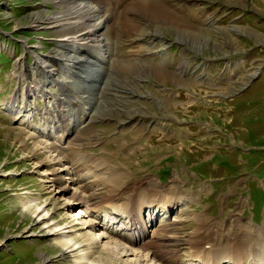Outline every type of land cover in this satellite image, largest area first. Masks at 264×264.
<instances>
[{"label": "rangeland", "instance_id": "obj_1", "mask_svg": "<svg viewBox=\"0 0 264 264\" xmlns=\"http://www.w3.org/2000/svg\"><path fill=\"white\" fill-rule=\"evenodd\" d=\"M93 1L111 42L100 52L112 47L109 62L88 53L99 68L88 87L80 69L61 65L68 58L51 32L29 27L35 12L50 15L58 4L0 0V264H77L84 256L87 264H192L191 244L247 237L241 222L264 236V0ZM52 55L59 69L48 77L53 66L40 61ZM81 93L85 104L71 103ZM59 107L68 114L52 120L48 108ZM55 155L63 164H52ZM70 162L81 168L88 206L65 211L70 188L79 187L76 175L61 172ZM62 177L69 193L56 195L58 184L48 181ZM115 192L135 208L128 195L187 201L171 213L145 210L143 230H160L154 239L137 241L143 230L120 220L105 227L107 211L81 220L94 225L98 217L96 226L70 228L82 210L111 207ZM72 229L66 236L81 249L66 254L60 234ZM105 230L127 249L119 261L108 257L109 238L82 239Z\"/></svg>", "mask_w": 264, "mask_h": 264}, {"label": "bare ground", "instance_id": "obj_2", "mask_svg": "<svg viewBox=\"0 0 264 264\" xmlns=\"http://www.w3.org/2000/svg\"><path fill=\"white\" fill-rule=\"evenodd\" d=\"M43 1L44 2L50 1L52 3L58 4V6L61 7L62 9L61 10L58 9L54 13H50V15H44L42 12H35V14L33 16H31V22L29 23V27L32 29H35L37 26H40L41 29L43 28V29H45V31L51 32V36H52L51 38H53L52 40L57 41L59 43V48L61 50H60V53L59 52L58 53L59 54H65L66 57L68 58L67 59L68 62L66 61L67 64L63 65L60 62L61 65L64 67V69H65V67L66 68H78V69H80V71H81L80 76L82 78H84L85 81L86 80L89 81L88 87H90V84L92 82L91 75L93 74V71L96 68H98V66H97V63H95V61L90 62V59L93 56L89 57L88 53H92V54L94 52L99 53L98 57H97L98 59L96 57H95V59L97 60V62H101V63L102 62H109L108 60L110 58V51H111L110 49L112 46L109 48V50H106V51L101 50V52H100L101 46L104 45L103 47H105L109 44L111 45V42L109 41V39L107 37V34H105L104 31L103 32L101 31V30H105L103 28L106 26L105 11L103 10L102 6L99 5V3H95L94 1L92 2V0H78V1H76V0H43ZM42 25H44V26H42ZM54 34H56V35H54ZM65 55H63V56H65ZM57 57H58V55H52V57L46 56L45 57L46 59L44 58L45 60H43V61L42 60L40 61L39 58L37 57L38 58L37 62L39 63V61H40L45 68H49L48 66H51V65L53 66L50 73H49V70L47 72V73H49L47 75L48 77H51V76L54 77L55 75L58 74L57 72L59 69V66H58L59 65L58 64L59 59ZM49 58L53 59V60L50 61V60H48ZM95 59L93 57V60H95ZM81 67H85V68L83 69ZM88 70H89V73L86 72ZM83 71H84L85 76L82 75ZM66 73H68V72H66ZM63 74H65V73L63 72ZM166 76H168V75H166ZM86 87H87V85H86ZM42 91H43L42 92L43 96L50 94L48 90L47 91L42 90ZM87 91H85V92H87ZM85 96H86L85 94L81 93V95H79V96L77 95L76 96L77 99L71 101V103L74 104L77 102V105H79L81 107L82 102H84V104H85L86 98H88V97L85 98ZM56 98H57L56 101L61 103L62 99H65L66 97L61 96V98L59 99V97L57 96ZM23 100L26 101V102L23 101L24 103H27L26 98ZM15 101H17V98L15 99ZM56 105H58V104L56 103ZM20 107L26 108V106H24V105H22ZM45 112H46V109H45ZM47 112H54L55 113L52 116V120H55L57 116H60V115L66 116L68 114L66 109H62L60 107L56 110H53L52 108H48ZM85 117H86V115H85ZM61 120H62V118H61ZM80 122H81V120H80ZM71 124H72V121H71ZM68 125L69 124H67V126ZM73 125H74V127H76L74 122H73ZM41 129H42V127H41ZM46 129H47V127L44 128V126H43V129H42L43 134L49 132ZM63 130H64V128L62 125L61 130L59 129L56 131H61V133H62ZM63 135L65 136L66 134H63ZM50 136H52V135H50ZM61 138L59 140V143L63 142L62 141L63 138L62 139ZM56 144L54 145V147H56V148L59 147V148L63 149L61 144L60 145H58V143H56ZM66 144H68V143H66ZM59 152H60V150H59ZM59 155H61V154H59ZM59 155H55L53 157V160H52L53 163L52 164H54V163L63 164L62 162H63L64 158L59 157ZM73 162H75V161H73ZM76 165H78V164H76ZM76 165L74 163L73 164L71 163V165L68 164V165H64L62 167L61 172H63L66 175V177L67 176L69 177V175L71 177L72 176L74 177V175H76L78 177L75 180L76 182L74 184H75V186L79 185V187L70 188V190L72 189V191H73V194L71 193L72 194L71 198H70L71 201L67 202L62 198V201L63 200L65 201V202L63 201L62 203H65V204H63V206H61L59 208V210L64 209L65 211L66 210L70 211V209L74 208L76 205H78V204L80 205L84 202H85V204L84 205L82 204V206L83 207L88 206V204H86V200H87L86 198L88 197V195H86L87 194V192H86L87 187H85L86 185L81 186L80 183H83L84 179H83V177L81 178V175H80L81 173L79 174V170L81 168L77 167ZM63 181H64L63 177H62V179H56L55 178L54 180L51 179L48 181V183L53 184V185L55 183L58 184V186L56 187L57 191L56 190L54 191V193L56 195L57 194H60V195L64 194L65 195V193H69L68 192L69 189L65 188L63 186V184H64ZM154 185H156V184H154ZM155 187L157 188V186H155ZM51 190L52 189H50L49 193H53V191H51ZM143 190H146V188H143ZM169 191H171V190H169ZM171 192H174V190ZM136 194H133L132 196L128 195V197L134 198L136 200V203H135V205L137 204L136 208L133 206V201L131 204V199L129 200L128 198H124L125 196L123 193L115 192L108 199V201H110V199L114 200V204L111 207H108L107 210H104V209H102L103 206L101 208H98V207L94 208L95 206L93 205V211L92 212L90 210H88L90 212H88L87 210H82L79 215H75L77 217V219H74V220H78L79 223L77 222L76 224L72 225V223L70 222V226H71L70 228H74L75 225H81L82 226V224H83V227L80 228V230H85L89 227L96 226L100 222V220H99L100 218L99 219H97V218L99 216H101L102 213H105V211H107L106 214L108 216H106V215H105L106 217L104 216V218H105L104 220H106V221L101 222L102 225H105V227L109 228V226L111 225V221H113L115 219L118 221L119 220L124 221V223H126L125 226L128 229L130 228L129 225H132V227H134V225L135 226L138 225L140 227L137 226V230H138V228L143 230V229L147 228V223H146V220L144 219L146 209H153L154 208V211H155L156 207H159V208H157V209H159V212L163 211L164 213H171V211L175 210V206L178 203H180L182 201L185 202V200L187 201V195H185L183 198H180L179 200L182 199V201H180V202H172L173 200L170 197L172 194L170 195L168 193L160 192V193H156V195H150V196L147 193H145V195L142 197H138V196H136ZM149 198L151 200H149ZM125 199H128V200H125ZM168 199H171V200H168ZM108 201L106 199L105 202H108ZM86 214H88V216H93V214H95V217H96V215L98 216L95 219L97 221L93 222L94 225L88 224L87 221H85V223H82L81 220L83 219V217ZM102 217L103 216H101V218ZM41 219L45 220V217H42ZM151 219H152V216H151ZM113 224H114V222H113ZM240 225H241V229L245 227L244 230L246 231L247 237H244V238L242 237L240 240L239 239H236V240L230 239L227 242V244L224 246L222 243L218 244V243H212V242L211 243L205 242V244H203V243L191 244L192 250L190 252V258L188 257L190 260L189 259L188 260L192 264H264V236L262 234L263 230L256 229L254 227L252 228L251 224L247 223V222H241ZM57 226H56V228H57ZM157 231L159 232L160 230H157ZM157 231L152 232V230L150 229V231L147 230V232H146L143 230V232H140L141 235L139 233H138L139 235H136L135 239L137 241L143 240V238H145L147 235L149 237V233L152 234L151 238L154 239V237H156V236L158 237ZM71 232L73 233V232H75V230L72 229V231H70V232H63L61 234L59 233L60 235L63 236V238L59 240V244L61 247H63V250H65L67 252L66 254H71V252H76V251H79L81 249V245L79 243L80 239L76 241L74 238L68 239V236H66L67 234H70ZM95 235H91L90 233H87L84 235V237L82 239L84 240L85 238H87L86 236L91 237L93 241H95V240H98V241L101 240L102 241L105 238H109V239L112 238L110 240L108 239L109 242H107V244L108 245H110L111 243L113 245L115 244V247L112 249L107 248L109 250L107 252V254H108L109 259H112V261L114 260L113 262H115L116 259L118 260V257L121 256L122 254L123 255L128 254L127 249L123 248V246H121V245H123L122 243L120 246L118 245V243H117L118 238L115 237L117 235L116 233L113 234V233L105 230L104 232L97 234V235H99V237L95 236ZM95 237H98V238L95 239ZM114 237L116 239H113ZM195 239L198 240V236ZM121 247L124 249L123 252L122 251L120 252ZM134 249L136 252V248H134ZM111 250H113V251L111 252ZM139 252L140 251H137L136 253H139ZM118 254H119V256H118ZM77 258H78L77 264H87L88 259L85 260V256L84 257H77ZM173 259H174V257H173ZM145 260H146V258H143L141 261L136 262V263L142 264L145 262ZM149 264H151V263H149ZM172 264H178V263L176 261V262H172Z\"/></svg>", "mask_w": 264, "mask_h": 264}]
</instances>
